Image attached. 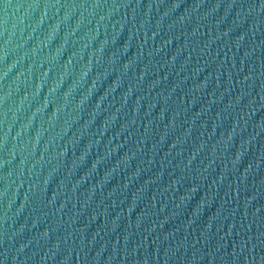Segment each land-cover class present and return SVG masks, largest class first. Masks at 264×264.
Instances as JSON below:
<instances>
[{"label": "water", "instance_id": "1", "mask_svg": "<svg viewBox=\"0 0 264 264\" xmlns=\"http://www.w3.org/2000/svg\"><path fill=\"white\" fill-rule=\"evenodd\" d=\"M0 264H264V0H0Z\"/></svg>", "mask_w": 264, "mask_h": 264}]
</instances>
